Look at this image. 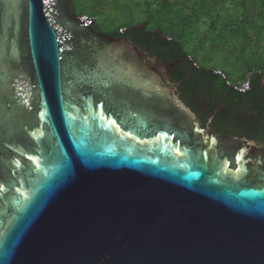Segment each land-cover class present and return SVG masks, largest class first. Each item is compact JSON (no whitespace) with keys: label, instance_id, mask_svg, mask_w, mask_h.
Wrapping results in <instances>:
<instances>
[{"label":"water","instance_id":"obj_1","mask_svg":"<svg viewBox=\"0 0 264 264\" xmlns=\"http://www.w3.org/2000/svg\"><path fill=\"white\" fill-rule=\"evenodd\" d=\"M92 23L67 0H0V264H264L252 143L224 173L172 63Z\"/></svg>","mask_w":264,"mask_h":264},{"label":"trees","instance_id":"obj_2","mask_svg":"<svg viewBox=\"0 0 264 264\" xmlns=\"http://www.w3.org/2000/svg\"><path fill=\"white\" fill-rule=\"evenodd\" d=\"M72 4V9L79 16L85 14L83 9L77 10V6L81 4V0H67ZM100 6L106 5L109 9L114 8L115 4L120 0H99ZM158 2L157 9L160 12L170 10V7L175 6L176 0H153ZM191 8L199 5V8L204 11L203 18L209 17L212 11H216L215 17H210L203 20L202 24H207L210 31L215 28L219 36L218 41L210 38L207 35L202 43L209 42L211 48L217 49V45L221 49L230 51L228 53L235 62L240 66H244V56L246 49L253 48L255 36V29L259 33L264 32V0H187ZM149 7H152V2H145ZM184 5L178 8V12L185 10ZM94 8V7H93ZM110 8V9H111ZM105 9V8H104ZM101 8L99 12H104ZM189 9V8H188ZM106 11V10H105ZM89 16L93 18L91 26L104 33L112 34L114 37L129 38L133 43L139 45L140 49L147 52L151 56H155L163 64L172 63L169 68V80L178 88V97L185 100L191 97L190 91H196V96L210 95L214 99H219L225 103L227 111L237 114L244 122L243 129L255 128L254 122L257 123L258 128L264 129V63L260 65H250L243 67L240 77L242 80L248 78L249 89L240 92L233 86L234 83L230 72L221 70L224 77L217 75L214 70L219 69L216 66L222 67L223 64L210 65L208 63H200L195 57L191 56V52L186 48L185 43L182 42V37L166 33L159 24L149 28V21L143 19L138 23H143L140 28L130 25H118L112 27L107 31L100 30L98 23L92 11L88 12ZM194 12L184 13L183 18L188 19L186 25L190 24ZM136 24V23H135ZM258 24V26H256ZM121 29H124L121 31ZM183 33V30L181 31ZM226 34V39L224 36ZM256 33V34H257ZM213 34V35H214ZM212 35V36H213ZM261 35V34H260ZM212 42V43H211ZM253 42V45H249ZM249 75V76H248Z\"/></svg>","mask_w":264,"mask_h":264},{"label":"rangeland","instance_id":"obj_3","mask_svg":"<svg viewBox=\"0 0 264 264\" xmlns=\"http://www.w3.org/2000/svg\"><path fill=\"white\" fill-rule=\"evenodd\" d=\"M147 1L150 0H120V2L117 3V6L115 4L114 8L110 7L111 9H106V5L102 7L100 6L99 0H81V4L77 6V10L83 9L86 11L85 14L92 11L95 20L102 31H107L118 25H134L143 19L149 21V28L159 24L158 26H160L166 33L173 34L174 36L179 34L182 37V42L185 43L186 48L191 52V56L195 57L198 62L203 64L208 63L210 65L223 64L222 67L216 66V68L226 72L229 71L231 74L230 80L234 83L244 81L240 77L242 72L241 68L250 65L259 66L260 63H264V32L259 33V30L255 29L258 33L256 32L257 34L255 33V36L253 37V41L255 42L254 46H252V42L249 46H252L253 48L246 49L243 61L244 66H240L235 62L234 58L228 54L230 51L221 49L218 45L217 49H213L211 48L212 44L210 46L209 42L202 43L207 35H211L210 38L213 37L215 41H218L219 36L214 34L218 31H215L214 27L209 31L207 24H202L203 20L207 17L203 18L204 11L199 8V5L191 8L192 5H190V2L188 3L187 0H176L178 4L173 7H170L169 5L168 8L171 9L166 13L163 11L160 12V10L156 8L158 7L157 1L151 0L152 7H149V5L145 3ZM182 5L186 6L185 10L176 13L178 8H181ZM101 8H105L104 12H99ZM190 12H194V16L192 21H190V24L186 25L188 19H184L183 14ZM215 13L217 12L212 11V13L209 14L207 22L210 21V17H215ZM256 26H258V24ZM182 30L183 33H181ZM224 36L226 39L225 33Z\"/></svg>","mask_w":264,"mask_h":264},{"label":"flooded vegetation","instance_id":"obj_4","mask_svg":"<svg viewBox=\"0 0 264 264\" xmlns=\"http://www.w3.org/2000/svg\"><path fill=\"white\" fill-rule=\"evenodd\" d=\"M175 86V85H173ZM175 93L178 96L177 86ZM191 97L181 101L190 109L196 118L197 128L202 131V138L206 136H214L217 138L218 148L223 149V169L226 174H231L234 177L241 175L242 165L239 160L230 165L227 155H231L235 150L239 149L246 142H251V148H248L247 157L251 159H258L256 162L246 163L247 168L255 166L264 171V161L262 162V148H264V129L258 128L257 123L254 122L255 128L243 129V120L234 113L227 111L225 103L219 99H214L208 96H196V91H190ZM193 129V128H192ZM189 134L191 142H195L199 135ZM177 145L180 141L177 139ZM257 174V172H256Z\"/></svg>","mask_w":264,"mask_h":264},{"label":"built area","instance_id":"obj_5","mask_svg":"<svg viewBox=\"0 0 264 264\" xmlns=\"http://www.w3.org/2000/svg\"><path fill=\"white\" fill-rule=\"evenodd\" d=\"M82 16L89 17V18L92 19V21H93V18H92L91 16L87 15V14H82V15H80L79 17H82ZM214 71L219 72V73L222 74L223 77H224V73H223L220 69H215ZM233 87H234L236 90H238V91H243V90H245V89L247 88V78H246L244 81L235 84Z\"/></svg>","mask_w":264,"mask_h":264}]
</instances>
